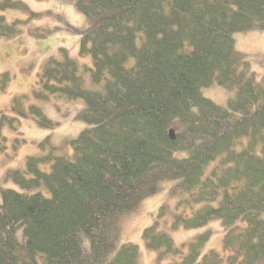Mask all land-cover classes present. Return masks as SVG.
Returning <instances> with one entry per match:
<instances>
[{
  "label": "trees",
  "instance_id": "16d2710c",
  "mask_svg": "<svg viewBox=\"0 0 264 264\" xmlns=\"http://www.w3.org/2000/svg\"><path fill=\"white\" fill-rule=\"evenodd\" d=\"M68 1L85 24L67 29L81 36L80 56L92 66L64 48L50 57L32 98L15 97L11 115L0 116V151L4 129L17 132L20 119L59 126L32 99L83 100L76 118L87 128L60 146L47 138L45 155L6 173L25 192L0 187V264H140L139 247L121 243L122 223L167 182H176L175 205L162 206L143 232L158 264H264V80L235 39L264 32V0ZM13 9L41 16L0 0V13ZM25 24L0 14V36L18 37ZM24 142L16 139L14 153ZM214 221L223 255L204 251L211 229L181 246L167 231Z\"/></svg>",
  "mask_w": 264,
  "mask_h": 264
},
{
  "label": "rangeland",
  "instance_id": "374dc122",
  "mask_svg": "<svg viewBox=\"0 0 264 264\" xmlns=\"http://www.w3.org/2000/svg\"><path fill=\"white\" fill-rule=\"evenodd\" d=\"M26 4L29 9L40 17L31 18L29 12L19 9L1 12L8 22L22 20L26 22L21 35L15 38L0 36V116L11 115V104L17 96H29L32 98L33 90L36 87L38 76L44 63L50 57H58L59 50L64 48L69 51L71 57L80 64L92 66L91 57L80 56V35L74 34L67 29H79L85 24V18L78 11L74 2L68 0H19ZM60 17L64 21L60 20ZM50 29L52 33L45 38H37L33 35L36 30ZM237 48L247 54L253 60L252 66L261 79L264 80V69L258 63L264 59V32H251L235 36ZM255 60V61H254ZM255 62V63H254ZM2 80H5L1 88ZM88 88L99 89L93 86L89 75L85 76ZM207 95L219 103L226 100V94L220 90L207 91ZM42 107L45 114L52 120L59 123L55 130L40 127L33 119H20V127L17 132L5 128L4 136L7 138V149L0 151V187L25 192L13 182H6V173L9 170H26V160L30 156L45 155L47 149L40 145L47 138H50L54 146H60L63 142L76 139L79 134L87 128L86 124L76 117L83 110V100H67L62 97H51L48 102H41L32 99ZM16 139H24V144L14 153ZM70 152L71 149H68ZM71 153V152H70ZM62 154V153H59ZM48 172L49 167H44ZM176 182H167L165 191L158 195L144 200L141 206L132 214L125 217L122 223L121 243H132L139 247L140 264H158V254L149 250L143 242V232L151 226L160 208L165 204L175 205L170 196V189ZM41 191L49 195L46 188ZM212 230L214 235L205 247V252L215 251L223 255V228L220 221H214L207 227L200 229H180L167 231L172 236L176 245L192 240L197 235ZM168 258L164 263L172 261Z\"/></svg>",
  "mask_w": 264,
  "mask_h": 264
},
{
  "label": "water",
  "instance_id": "95a60500",
  "mask_svg": "<svg viewBox=\"0 0 264 264\" xmlns=\"http://www.w3.org/2000/svg\"><path fill=\"white\" fill-rule=\"evenodd\" d=\"M170 138H171L172 140H175V139H176V133H175L174 130H171V131H170Z\"/></svg>",
  "mask_w": 264,
  "mask_h": 264
}]
</instances>
